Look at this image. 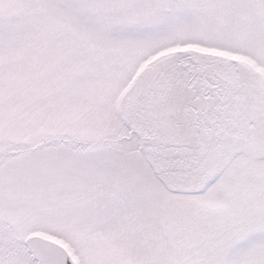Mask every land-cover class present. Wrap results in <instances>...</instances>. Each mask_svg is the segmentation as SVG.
I'll use <instances>...</instances> for the list:
<instances>
[{
	"label": "snow or ice",
	"instance_id": "snow-or-ice-1",
	"mask_svg": "<svg viewBox=\"0 0 264 264\" xmlns=\"http://www.w3.org/2000/svg\"><path fill=\"white\" fill-rule=\"evenodd\" d=\"M0 264H264V0H0Z\"/></svg>",
	"mask_w": 264,
	"mask_h": 264
}]
</instances>
